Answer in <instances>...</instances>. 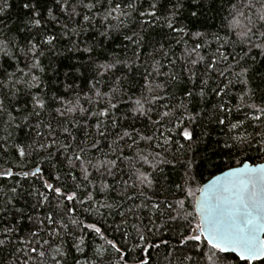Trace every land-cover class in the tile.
<instances>
[{"label": "snow or ice", "instance_id": "obj_1", "mask_svg": "<svg viewBox=\"0 0 264 264\" xmlns=\"http://www.w3.org/2000/svg\"><path fill=\"white\" fill-rule=\"evenodd\" d=\"M0 0V264H264V0Z\"/></svg>", "mask_w": 264, "mask_h": 264}, {"label": "trees", "instance_id": "obj_2", "mask_svg": "<svg viewBox=\"0 0 264 264\" xmlns=\"http://www.w3.org/2000/svg\"><path fill=\"white\" fill-rule=\"evenodd\" d=\"M19 2H20V0H14L15 6L11 10V15L13 17L17 16L19 13V8H18Z\"/></svg>", "mask_w": 264, "mask_h": 264}]
</instances>
